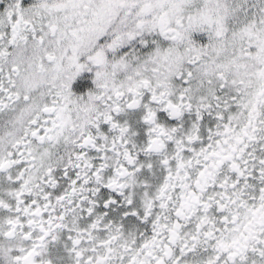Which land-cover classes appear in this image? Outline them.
I'll return each instance as SVG.
<instances>
[{
  "label": "snow or ice",
  "instance_id": "obj_1",
  "mask_svg": "<svg viewBox=\"0 0 264 264\" xmlns=\"http://www.w3.org/2000/svg\"><path fill=\"white\" fill-rule=\"evenodd\" d=\"M0 264H264V0H0Z\"/></svg>",
  "mask_w": 264,
  "mask_h": 264
}]
</instances>
